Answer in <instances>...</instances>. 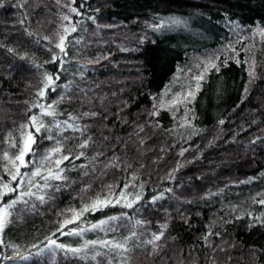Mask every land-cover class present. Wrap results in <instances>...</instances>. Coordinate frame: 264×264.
<instances>
[{"label": "trees", "instance_id": "16d2710c", "mask_svg": "<svg viewBox=\"0 0 264 264\" xmlns=\"http://www.w3.org/2000/svg\"><path fill=\"white\" fill-rule=\"evenodd\" d=\"M0 3V156L15 155L21 125L40 113L33 104H53L55 122L87 126L83 134L58 131L54 124L50 132L35 134L29 125L36 142L25 157L31 163L20 171L31 173L61 146L71 156L60 165L68 179L50 181L43 192L33 188L37 195L47 193L43 202L25 197L27 205H16L0 234V264H121V254L105 256L107 249L99 247L93 251L102 255L95 260L30 256L36 251L31 246L43 247L69 209L79 211L98 194L103 198L109 185L117 194L128 185V198L141 199L133 208L85 213L80 226L126 214L114 222V232L52 238L78 247L82 240H122L135 231L132 251L123 254L129 264H264V204L258 203L264 199V36L257 31L264 29V0H76L79 16L63 6L69 0ZM157 17H178L187 27L153 31ZM64 27L66 55L54 47ZM53 53L61 57L56 63L50 62ZM208 60L220 71L209 68L191 103L167 106L170 94L164 101L162 96L174 79H193ZM45 73L55 83L40 97ZM43 120L49 125L53 118ZM89 136V146L79 148ZM57 158L46 162L43 175L55 171ZM154 197L160 198L153 202ZM161 232L154 248L148 241ZM17 251L30 258L21 260Z\"/></svg>", "mask_w": 264, "mask_h": 264}, {"label": "snow or ice", "instance_id": "6c2138e0", "mask_svg": "<svg viewBox=\"0 0 264 264\" xmlns=\"http://www.w3.org/2000/svg\"><path fill=\"white\" fill-rule=\"evenodd\" d=\"M24 2H27V0H24ZM57 4L61 3V0H55ZM76 3V0H69L68 4L63 5L64 7H67L69 9L70 13H75L77 16H79L81 13L77 7H73ZM22 4H17V7H22ZM0 7H3V3H0ZM89 19H93V17H89ZM62 20H70L69 15H63ZM157 20L159 23L150 25L153 31H161L166 28H170L171 26H180L183 25L184 27H187L186 21L181 20L178 17H157ZM21 23L24 21L21 20ZM236 27H240V25H236ZM71 32H75L77 29L75 25L71 26ZM259 34L261 36H264V29H257ZM64 34H58V42L55 43L54 47L56 49H59L60 54L66 55V49H65V41L67 39V34L69 33V29L67 27H64L63 29ZM29 35H32V33H29ZM44 39L49 40L51 42L49 37H44ZM3 46V45H0ZM9 51H14L13 49H9ZM51 51V49H49ZM234 56H239V53L236 52L235 49H232ZM247 51V49H245ZM61 57L53 53L51 63H56L58 59ZM236 63H240V61L237 59ZM244 63H248L247 61H244ZM205 67L204 71L201 72L198 75H195L193 77V80L196 81L194 89L190 86L188 91L186 93H177L172 98L173 103H191V100L195 99V92L199 91L201 85L200 81L204 79L205 74L208 72L209 68H214L217 72L220 71L219 66L211 60L204 62ZM224 66H227V58L223 61ZM37 67H40L37 65ZM249 77L250 82L251 79L255 78V72H254V65L252 66V70L249 71ZM56 79H59V76H56ZM44 87L38 92V96L43 97L45 95V91L55 83V80L53 77L47 73H45V80H44ZM67 87V86H65ZM54 91L55 88H52ZM245 93H247V88H245ZM183 96V100L179 99V97ZM63 99V97H61ZM33 107L39 108L40 113L39 115H33L29 118V124L21 125V129H23L20 137V146L17 148V151L14 156L10 157L8 152H4L2 156H0V160L5 161V163L0 167V172H3L8 176V180L5 181L3 179V176H0V234L3 233L5 227L11 222V217L13 215V210L16 208L17 204H25L27 205L28 201L25 200V197H36L41 202L45 200V194L37 195L36 192L32 191L33 188H36L37 190L44 191L48 189L50 185V181L55 180H67L68 178L63 175L64 169L60 167V165L65 160H70V155H64L63 154V148L61 146H57L54 148L48 155L44 157V160L41 162L40 166H37L34 171L31 173L24 172L22 173L20 169L22 167H28L29 163L31 161H26L25 157L32 153V144H34L35 141V134L41 133V130L43 129L45 132H50L52 124H54L55 128L58 131L66 130L67 128H71L74 131L81 132L83 134L87 131V126L84 128H81L77 124L69 123L67 120L63 121L62 123L55 122V116H56V110L55 106L53 104H49L47 107L45 105L37 103L33 104ZM161 107H163V104H161ZM158 112H153V115H157ZM85 116H96L97 113H84ZM49 116L53 118V121L49 125H45L43 117ZM188 116V110L185 111V117ZM194 118V117H193ZM70 120H78L79 117H69ZM221 124L224 123L223 120L220 121ZM29 125H31V129H34L33 131L30 129ZM9 137L11 139V147H16L15 143V137L11 136V133H9ZM49 139H52L53 137L51 135L48 136ZM91 141V137H87L84 139L80 144L79 148H87L89 146V142ZM255 143V141H253ZM187 149H185L186 151ZM57 155L58 158L53 160L52 163L55 166V171H53L51 168L47 169V174H42V168H47L46 162L48 160H51L52 156ZM84 155L83 152H80L75 158L79 159L80 156ZM180 155H183V151L180 153ZM111 166H116L115 164ZM25 177H28V179H25ZM35 177H40L43 183L37 182L34 180ZM13 182H16V187H12ZM250 182V180L248 181ZM28 185V190L24 191L22 190L25 185ZM128 185L124 186V189H122L119 194H117L113 186H108V193L103 198L100 197L98 194L95 199L91 200L89 203H86L82 205V207L77 211L76 209H69L70 216H67L62 221L58 222V227L56 229V232H53L50 236L46 237V243L43 241L41 242L44 246L41 247L40 244H33L31 247L36 249L35 252L30 253L31 257H47L49 260H54V258L57 255H63L64 257H75L79 259H92L95 260L97 256L102 255L99 251H93L96 248H103L107 249L106 252L103 253V255L107 256L110 253H119L121 254V264H129L128 257L126 253H129L132 251V249L129 247V243L136 238V232L132 231L129 236L124 237L122 240H82L80 243V246L78 247H72L70 244H65L62 242H58L57 239H53L52 237L56 236L57 233H60V235L63 236H77L83 238L85 233L87 231H115L114 222L122 220L127 218L126 214H121V216H110L107 219H102L98 223L91 224L90 227L84 228L80 225L84 223L81 220V217L88 212H96V211H102L104 208L107 207H114L116 205H120L124 208H133L134 204L137 203L141 196L139 194L135 195L131 199L128 198L129 194L126 192ZM141 187H143L141 185ZM58 190V187L57 189ZM170 191V189H169ZM12 194H15L13 197ZM8 196L10 197L8 201L4 200V197ZM160 197H154L153 202L155 199H158ZM260 204H264V199H261L258 201ZM142 221H136V224H141ZM70 224H76L77 227L75 228H68L67 231H65V228L68 227ZM107 226V227H106ZM162 227L166 228V225H163ZM163 236V233L160 234H153V239L148 241V243L153 244V247L155 248V241H158ZM0 244H3V240L0 239ZM17 247V246H13ZM90 251H93V254L91 257L88 256V253ZM17 255L21 260H28L30 256H23L20 255L17 251Z\"/></svg>", "mask_w": 264, "mask_h": 264}, {"label": "rangeland", "instance_id": "374dc122", "mask_svg": "<svg viewBox=\"0 0 264 264\" xmlns=\"http://www.w3.org/2000/svg\"><path fill=\"white\" fill-rule=\"evenodd\" d=\"M195 84H196V81L193 80V79H185V78H181V77L178 76L177 78L174 79V81L172 82L171 86L164 91L163 96H162L163 101L165 100L164 98L168 94H170V98L171 99H169L165 104L167 106L173 105L174 104L172 102L173 96H175L177 93H186L188 91L190 85H193L195 87ZM179 99H183V96L179 97Z\"/></svg>", "mask_w": 264, "mask_h": 264}]
</instances>
